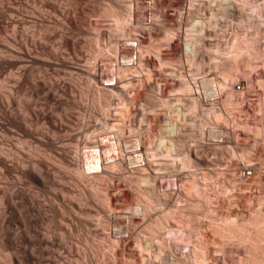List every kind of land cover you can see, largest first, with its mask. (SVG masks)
Wrapping results in <instances>:
<instances>
[{
	"label": "rangeland",
	"instance_id": "1",
	"mask_svg": "<svg viewBox=\"0 0 264 264\" xmlns=\"http://www.w3.org/2000/svg\"><path fill=\"white\" fill-rule=\"evenodd\" d=\"M133 1L134 6L137 5L134 24L131 25L132 27L126 25L125 28H128V30L126 29L127 34L133 32L136 35L142 49H151L148 54H143V58H146L149 63L147 66L141 65L135 70L121 72L117 76L118 93H122L121 98L127 100L131 108L129 117L126 118L130 127L125 130L124 136L121 138V150L123 149L121 160H123L120 162L119 172L108 174L99 181L93 178L89 179L94 181L89 183V186L87 181L78 180L69 170L76 166L74 161L70 160V152L74 146L82 149L81 136L84 135V132H91L95 126L92 119L94 116L98 117V106L95 105V99L92 96L94 83L105 85L113 82L111 79L116 61L113 56L105 55L104 50L109 47L111 34H114L116 27H114L113 17L103 12L104 7L113 4L116 11L125 13L132 1L120 0L119 3L114 4L108 0H48V3L55 4V10L47 6L48 3L47 5L43 4L45 6L40 9H36L37 6L35 7L34 4H29L28 7L23 8L22 17L35 22L38 26L49 28L47 33L49 38L42 41L46 46L43 52L41 51L38 55H20L0 44V75L4 78L6 92L11 89L10 92L14 93L13 96L18 95L20 98L23 108L28 106L32 109L29 108L27 116L32 122L31 124L37 123L38 131L35 129L36 127L34 129L38 135L42 133L41 131L47 130L48 136L52 134L51 137L55 135V139L61 140V143L59 142L61 146L58 143V149L54 148L56 151L54 169L57 174L56 178L59 177V181H62L57 182L58 185L55 182L53 184L55 187L51 188L35 187L26 180L20 182L18 186L27 193L23 202L24 208L20 205L21 201L18 198L12 197L9 203L0 200V232L1 230L3 232L2 235L0 233V238H4L0 239V264H10L8 261L14 263L15 260L20 261L21 264H179V260L181 264H195L197 262L193 261L194 257L190 254L193 246L202 248L206 253L204 256L206 260L203 264H244L248 259L246 249L249 244L237 242V240L235 242V240L222 239L217 235V232L222 228V225H227L228 222L236 225L245 223L247 228L249 223L264 219V24L260 25L257 20L251 19L248 32L245 31L247 27L242 30L244 27L237 25L240 24L238 21L240 17L244 16L243 18H245L244 14L248 11V7L261 6L264 0H240V3L239 0H234V5L229 0L224 1L225 4L222 2V5L225 7L231 5V8L239 7L241 9L248 5L244 9L245 12L243 10L238 15L235 13L234 16L226 20L219 19L222 5L220 6V1L217 0ZM237 5H242V7ZM153 13L159 16L154 19L155 21L150 20V14ZM7 14L6 9L0 6V39L3 36L2 27ZM64 17H67L69 22L65 21ZM193 22L197 24L193 25ZM192 25L195 32L193 30L188 32ZM34 29L31 28L30 33ZM98 31H102L105 36L97 38ZM166 33H169L168 38L165 37ZM116 34L119 35L117 40H119L120 50H123L124 53L126 51L129 55L128 51L130 50L127 49L129 48L127 45L130 42L125 41V35ZM241 35L247 36L242 37ZM235 36H238V41H240L238 43L241 47L251 43L254 46L253 52L238 57L223 55ZM64 38L74 41V45L72 47L65 45ZM188 39L196 43L194 50L198 49L195 50L197 55L195 60L193 59V64L186 63L184 57V44ZM133 41V43L136 42ZM50 48L54 50L53 53L50 52ZM130 52L131 57L124 55L126 63L122 60V56H119V66H123L124 63L128 66H135L132 62L135 52ZM128 59L130 61H127ZM197 66L200 67V70ZM95 67L99 68L97 77L91 75ZM21 73L28 81H24L17 89L14 79ZM179 75L187 82L189 81L191 86H197L199 89H201L199 81L202 77L224 82L223 93L220 92L221 94L218 95L212 93L211 96V92H206L209 95L202 93L200 95L205 108L212 105L220 114L209 118L202 116L201 113L195 114L193 118L191 117L193 120L191 122L194 124L191 126L192 128L189 127L188 119L182 123L180 118L174 116V99L185 97L178 92L181 79ZM106 79H110V81L106 82ZM124 84L126 86L125 96L124 88L122 89ZM236 84L242 85L240 90L235 89ZM45 86L46 88H44ZM5 88L4 90H6ZM61 88L66 91L64 92ZM16 91L20 92L22 96ZM206 99H209V102ZM110 101L108 121L112 123L113 110L120 100L117 96H112ZM161 101H167L169 108L160 106ZM12 108L13 111L17 109L16 106ZM39 113L49 116L50 122L52 121L57 127H51L40 117L37 120ZM0 116V127L3 126L2 129H4L6 120L1 113ZM167 117H174L177 125L186 129H182L183 135L181 134V136L185 151L189 155L191 154L193 159L192 168L181 169L177 162L178 167L175 166L176 164L174 165L176 168L171 167L173 162L170 163L169 160L165 162L163 157H160L154 166H147V172H149L147 174L152 178L151 184H155L156 188L158 187L156 191L158 190V193L161 194L159 198L165 195L164 199L160 198L161 201L159 198H155L158 193L153 195L154 198H150V201L153 200V202L149 205L145 198L142 200L141 192L136 194L142 188L144 190L145 186L139 184V181L135 182L139 175L141 176V172L137 171L136 166L139 163L136 160L133 161V149L129 148L131 146L129 144H132L137 133H140L142 138L144 137L143 140H148L149 136L153 140L152 137L160 131ZM32 118L34 121H31ZM57 120L62 122V125H60L61 123L58 125ZM201 121L203 126L200 132L196 125L198 126ZM84 122L89 125H83ZM187 125L188 127H186ZM52 131L55 133L53 132V134ZM217 135L218 138H216ZM1 139L5 138H0V141ZM8 139L6 138L3 142L12 148L13 140ZM216 141L220 147L214 146ZM75 142L79 143V146ZM46 144L38 143L39 146H37L42 149H40L41 152L51 148L49 144L45 146ZM66 145H71V148H67ZM244 156L246 157L244 158ZM129 159L133 162H130ZM158 163L159 165H157ZM138 173L139 175H137ZM194 173L196 176L193 175ZM7 174L9 173H6V178H0V196L12 185L11 176L13 174L11 176L10 174L7 176ZM190 182L193 184L191 183V185ZM193 185H197L198 188L196 186L194 189ZM91 188V192L94 191L93 189H99V193L94 196L95 194L90 192ZM65 193L70 194L67 196ZM114 197L117 198V201L111 202L110 198L115 199ZM72 198L76 200H73L74 202L88 203L90 217L85 218L84 210L77 209V206L80 205L78 203V205L73 203V209L69 210L68 207L73 202H70ZM144 200L146 201L144 202ZM157 201H160V204ZM181 201L183 204L180 203ZM108 205L111 206L110 210L107 208ZM135 207L137 211L134 209ZM148 207L152 209L149 211L153 212H146ZM172 207L179 209L182 215L185 214L184 217L177 212L173 218L167 220L168 223L166 220H160L163 211L165 213ZM144 211L149 214L146 215ZM156 219L166 227L162 229L157 226V231L152 229L156 225L151 222H156ZM149 223L153 225L152 230L147 229L148 225H151ZM180 226L182 227L180 228ZM167 228H172V235L169 236L162 232ZM248 228L247 230L254 232L252 226ZM150 231L152 234L156 232L158 235L156 233L152 235ZM181 232H183V237ZM122 233L123 235H121ZM162 236L165 239H162ZM179 236L183 239L178 238ZM38 239L40 241L47 240L48 243L41 245ZM139 245H142L143 249Z\"/></svg>",
	"mask_w": 264,
	"mask_h": 264
},
{
	"label": "bare ground",
	"instance_id": "2",
	"mask_svg": "<svg viewBox=\"0 0 264 264\" xmlns=\"http://www.w3.org/2000/svg\"><path fill=\"white\" fill-rule=\"evenodd\" d=\"M48 0H0V6H2L3 8L6 9L7 11V17H4V26L2 27V31H3V36H2V39H0V44L3 45V47H5L6 49L12 51V52H15V53H18V54H24V55H31V54H34V55H38L41 51L43 52V50L45 49L44 47V44L42 41H44L45 39H48L49 36H48V32H49V28L48 27H42V26H38L36 25L35 22H31V21H28L26 19H24L22 17V12H24V9L25 7H28L29 4H34L35 7L37 6L36 9H40L42 8L43 4H46L47 5V2ZM108 1H111L112 3L114 4H117L120 2V0H108ZM131 4L129 5V7H127V11L125 13H120L118 11H116L115 7L113 4H109L107 6L104 7V11L106 15H109V16H112L114 21H115V25L114 27L115 28V32L114 34H111V39L109 40V47L107 49L104 50V54L107 55V56H113L115 58V61H116V64H115V70H114V77H113V80L114 82L111 83V84H95L93 85V89H92V96L93 98L95 99V105L98 106V117L94 116V118L92 120H94V128L93 130L90 132H84V135L78 138H80L81 142L83 143V147L82 149H78L77 146H74V148L71 150V157H70V160L71 161H74V164L76 165L75 167H73V169H69L70 171H72V173L74 174L73 176L77 177L78 180L80 181H87L88 183V186L91 184V182L93 180H89V179H96V180H101L103 179L106 175L108 174H115L119 168H120V162L123 160H121V138L124 136V133H125V130L127 128H129L130 126L127 124V119L129 117V114H130V105L129 103H127V100L125 99H122L121 98V92L118 93V87H117V76H119L122 73H125L126 71H129V70H135L136 68L140 67L141 65H148V60L146 58H143V54H148L149 52H151V49L149 48H146V49H142V46L140 45V43H138V40L137 41V37L136 35L133 34V32H129L127 34V30L128 28H125L126 25H133L134 24V18H135V8H137L136 6H134V1L131 0ZM153 1V0H152ZM170 1V0H169ZM217 1H220V6L222 5V2L225 4L224 1H227V0H217ZM233 3L234 5V0H229ZM237 1V0H236ZM245 1V0H244ZM251 1V0H250ZM240 3V0L238 1ZM247 2V1H246ZM245 2V3H246ZM254 2V1H253ZM159 3V2H158ZM164 3V2H163ZM236 3V2H235ZM238 3V4H239ZM216 4V3H215ZM229 4V2H228ZM242 4V3H241ZM253 4V3H252ZM254 5V4H253ZM47 6H50L52 9L55 10V4H52V3H48ZM166 6V5H165ZM219 6V7H220ZM237 6H240V5H237ZM248 6V5H247ZM245 6L244 8H231V5L230 7L228 6H224L222 5L220 8V11H219V15H220V18L219 19H222V20H226L227 18L229 17H232L234 16L235 13L238 14H241V12H243L244 9H246ZM251 6V5H250ZM234 7V6H233ZM242 7V5L240 6ZM256 7V6H255ZM160 8V7H159ZM248 9V13L246 12L245 15V18L243 17H240L238 20L240 22V24L236 23L238 26L239 25H242L241 27H244L242 30L245 29V27H247V29H245L246 32L249 31V28H250V24H251V19H255V21L257 20V22L261 25V24H264V1L263 3L261 4V6H258L256 8H247ZM160 11V10H159ZM238 11V12H236ZM245 12V10H244ZM159 13V12H158ZM144 14V13H143ZM218 14V13H217ZM161 15V14H160ZM212 15V14H211ZM108 16V17H109ZM239 16H242V15H239ZM146 17V16H145ZM156 17L159 18V16L156 14V13H153V14H150V20L153 21ZM65 18V17H64ZM67 22H69V19L66 17L65 18ZM148 19V18H147ZM155 21V20H154ZM228 21H231V20H228ZM227 21V22H228ZM237 21V22H238ZM226 22V23H227ZM151 23V22H150ZM196 22H193L192 24L194 25ZM198 23V21H197ZM196 23V24H197ZM233 23V22H232ZM254 24H256L254 21H253ZM152 24V23H151ZM193 25L191 26V29H189L188 32H192V30L194 31L195 28L193 29ZM202 26V25H201ZM200 26V28H202ZM237 26V27H238ZM259 26V25H258ZM132 27V26H131ZM205 27V26H204ZM236 27V28H237ZM31 28H35L32 33H30V29ZM127 29V30H126ZM133 29V28H132ZM240 29V27H239ZM238 29V30H239ZM137 30V29H136ZM237 30V31H238ZM241 30V29H240ZM239 30V31H240ZM241 30V31H242ZM200 31H202L200 29ZM236 31V32H237ZM195 32V31H194ZM245 32V33H246ZM116 33H120V36H126L125 38V41H129V45H127L129 48H127L128 50L130 51H134V60H132L133 62H135V66H128V64H125V58H124V55L128 56V57H131L132 54L130 51H128L130 54L128 55V53L125 51L127 49H125V53L123 52V50H120V46H119V40H117V35ZM194 34V33H193ZM235 34V32H234ZM105 36V34L102 32V31H98L97 33V38H103ZM242 36V35H241ZM240 36V38L242 39L243 36H247V35H243L242 37ZM165 37L168 38L169 37V33H166L165 34ZM247 38V37H246ZM250 38V37H249ZM65 39V38H64ZM109 39V37H108ZM122 39V38H121ZM245 39V38H244ZM123 40V39H122ZM133 40H135V46L133 47ZM238 36H235L231 45L228 47V50L226 52L223 53V55H230L232 57H238V56H241L243 54H246V53H249V52H253L254 50V46L251 45V43L249 42H246V43H249L248 45H245L243 47L240 46V44L238 42ZM246 41V40H245ZM65 45H67L68 47H72L74 45V41H72L71 39H65ZM121 42V41H120ZM126 43V42H125ZM253 43V42H252ZM127 44V43H126ZM196 43L192 42V41H188L186 40L185 44H184V48H185V51H184V54H185V60H186V63H192L194 62V58L195 56L197 55L196 51L195 50H198V49H195L194 50V47ZM126 46V47H127ZM124 48V47H123ZM51 53H53L54 50H52L51 48L49 49ZM122 51V52H120ZM1 53V51H0ZM133 53V52H132ZM199 53V52H198ZM122 56V60L125 62L123 66H119V56ZM143 58V59H141ZM194 59V60H193ZM127 61H130L129 59ZM193 64V63H192ZM195 64V63H194ZM132 65V63H131ZM247 65V64H246ZM200 66V65H198ZM197 66V67H198ZM218 66V65H217ZM99 67V66H98ZM196 67V68H197ZM198 69L200 70V67H198ZM197 69V71H198ZM101 70V69H100ZM88 71V70H87ZM92 71V70H91ZM99 71V68L94 69L93 72H91L92 76L94 77H97L98 76V72ZM90 72V70H89ZM106 72V71H105ZM103 73V71H102ZM101 74V73H100ZM96 75V76H95ZM105 75V74H104ZM13 76V75H12ZM225 76V75H223ZM94 77L92 79H94ZM179 77L181 78L180 79V86L178 88V92L180 93V95L182 96H185L184 98H175L174 99V105H173V113L175 114L174 116L180 118V120H182V123L183 121L186 122V119H188L187 121H193L192 118L193 116H195V114H199L201 113L202 116L204 117H215L217 114H220L218 113L216 110L217 109H214L213 106H209L208 108H205V106L202 104V101L201 100V93L203 95H206L207 93L206 92H211L210 95L212 96V93H216L217 95L222 92V89L224 87V82H219L217 81H212L211 79H208L207 77H202L200 78V81H199V85H200V88H197V86H191V84L189 83V81L187 82V80L183 79L181 75H179ZM15 78V76H14ZM102 78V76L100 77V79ZM90 80V78H88ZM99 79V77H98ZM99 79V80H100ZM213 79V78H212ZM15 83H16V87L17 89L19 88L20 85H22V83L24 81H28L25 77V75L23 73L19 74L15 79ZM96 80V79H95ZM91 81V80H90ZM101 81V80H100ZM106 81H110V79L106 80ZM4 82V78L0 75V113L1 115L5 118L6 120V125L3 128L2 126V132L0 134H2V137H4L5 139L6 138H9V139H12L13 140V147L10 148L8 146V144H5V142H3L4 140L1 139L0 141V178H6L5 175L6 173H9L10 176L13 174L12 177V185L10 186V188H7L6 191L2 192L1 196H0V200H5L6 202H10L11 198L12 197H15V198H18L20 199L21 201V206L24 208V200L26 198V191L23 190V188H21L20 186H18V184H20V182H22L23 180H26L28 183H30L31 185L35 186V187H44V188H48V187H53L55 184V182H62V181H59V177L58 179L56 178L57 174L55 173V152L54 151V148H57L58 146V143L60 142L61 143V140L58 141L57 139H55V135L53 137L52 134H50L49 136L47 135V130L44 131H41L42 133L41 134H37L38 132V129L39 127H37V123L35 125L31 124L32 122H30V119L28 118L27 114H29V108L28 106L26 108H23L20 104V98L18 97V95L15 97L13 96L14 93L12 94L10 91H12L10 89V91L5 88V82ZM213 84V86H211ZM36 85V84H35ZM38 85V84H37ZM99 85V86H98ZM40 86V85H39ZM41 86H42V83H41ZM44 86V85H43ZM64 86V85H63ZM62 86V87H63ZM226 86V84H225ZM38 87V86H37ZM66 88V86H64ZM4 88L6 90H4ZM36 88V87H34ZM43 88V87H42ZM46 88V86L44 87ZM64 88V89H65ZM68 88V87H67ZM124 88V96H125V84L122 86V89ZM16 89V90H17ZM40 89V88H39ZM62 89V88H61ZM60 89V90H61ZM38 90V89H37ZM63 90V89H62ZM15 91V90H14ZM64 91V90H63ZM66 91V90H65ZM64 91V92H65ZM69 91V90H68ZM67 91V92H68ZM71 91V89H70ZM38 92V91H37ZM66 92V93H67ZM16 93H20L18 91H16ZM223 93V92H222ZM83 94V93H82ZM215 94V95H216ZM221 94V93H220ZM21 95V93H20ZM19 95V96H20ZM209 95V94H207ZM214 95V94H213ZM214 95V96H215ZM22 96V95H21ZM112 96H117L119 98V103L116 104V108L113 110L114 112V118L112 120V123H110L108 121V117H109V111H110V100H111V97ZM213 96V97H214ZM206 97V96H204ZM209 97V96H208ZM24 98V97H23ZM208 100L209 102V99H206ZM25 102V101H24ZM23 102V103H24ZM215 102V100H214ZM94 103V101H93ZM207 103V102H206ZM210 104V103H209ZM25 105V104H24ZM27 105V104H26ZM62 105V104H61ZM13 106H16L17 109L16 111L14 112L13 111ZM160 106H163V107H167L169 108V103H167V101H161L160 102ZM62 107V106H61ZM60 107V108H61ZM64 107V106H63ZM31 109V108H30ZM63 109V108H62ZM32 110V109H31ZM63 111V110H62ZM61 111V113H62ZM64 113H66V111H64ZM31 115V113H30ZM35 115V114H34ZM33 115V117H34ZM63 115V114H62ZM37 116V115H36ZM60 116V115H59ZM64 116V115H63ZM93 116V115H92ZM219 116V115H218ZM217 116V117H218ZM1 117V116H0ZM38 117L42 118L45 120V123H49V125H51V127H54L56 128L57 126H54L53 122L51 123L50 122V118L49 116L42 114V113H39L38 116H37V120H38ZM61 117V116H60ZM59 117V118H60ZM65 117V116H64ZM192 117V118H191ZM35 118V117H34ZM174 118V117H173ZM173 118H166V120L164 121V125L161 126L160 128V131L154 135L152 138L153 140L150 138V136L148 137V140H143L142 138V135L140 133H137L135 135V139L133 140L132 144L130 143L129 145H131L129 148H132V154L134 155V160H136L137 163H139V165L136 166V168L138 169L137 171H140L141 172V176L139 175V173L137 175H139V178L135 181V182H138L139 181V184H143L144 186V190H140V191H137L136 194H138V192H141V197H142V200L145 198L146 200H144V202L146 201L149 205L150 203L152 202L150 201L152 199V197L154 198L153 195H156L158 193V190L156 191V189H158V187L156 188L155 184H151V180L152 178L150 177L149 172H147L148 168H146L147 166H154V164H156L159 160V158L163 157L165 159V162L166 160H169L168 162L172 163L171 167H178L177 164L180 166L181 169H190L192 168V158H191V154L189 155L188 152L185 151V148H184V141L182 139V129H185V128H181L177 125L176 121H174ZM52 119V118H51ZM65 119V118H64ZM2 120L4 121V119L2 118ZM60 120V119H59ZM59 120H57L59 122ZM62 120V119H61ZM69 120V119H68ZM31 121H34V119L32 118ZM67 121V119H66ZM37 122V121H36ZM64 122V120H63ZM68 122V121H67ZM83 122V121H82ZM92 122V121H90ZM189 122V127L193 126L194 124H192L193 122H191L190 124ZM195 122V121H194ZM56 123V122H55ZM61 123V124H60ZM179 123V121H178ZM181 123V121H180ZM53 124V125H52ZM62 125V122H59L58 125ZM65 124V123H63ZM83 124V123H82ZM188 124V123H187ZM2 125V124H1ZM46 125V124H45ZM83 125H89L88 123H85ZM183 125V124H182ZM205 125V123H204ZM64 126V125H63ZM98 126V127H97ZM184 126V125H183ZM202 126H203V122H199V125L197 126L196 125V128L197 130H199L201 132V129H202ZM36 127V128H35ZM42 127V126H40ZM45 127V126H44ZM65 127V126H64ZM185 127V126H184ZM188 127V125L186 126ZM37 129V131L35 132V129ZM48 128V127H47ZM88 128V127H87ZM181 128V129H180ZM192 128V127H191ZM190 128V129H191ZM41 129V128H40ZM43 129V128H42ZM49 129V128H48ZM60 129V128H59ZM70 129V127H69ZM52 130V129H51ZM68 130V128H67ZM186 130V129H185ZM66 131V130H64ZM46 132V133H45ZM54 131H52L53 133ZM63 132V131H62ZM186 132V131H185ZM198 132V131H197ZM210 132H213V131H210ZM40 133V132H39ZM55 133V132H54ZM53 133V134H54ZM49 134V133H48ZM58 134V133H57ZM57 134H56V137H57ZM185 134V133H184ZM213 134V133H212ZM225 134V133H224ZM183 135V134H182ZM221 135V134H220ZM59 136V135H58ZM65 136V135H64ZM0 137V138H2ZM146 137V136H145ZM155 137V139H154ZM77 138V139H78ZM218 138V135L217 137ZM8 139V140H9ZM221 140V139H220ZM58 141V142H57ZM129 141V139H128ZM40 142H44V144H49L51 146V148H49V150L45 149L43 150V152L40 151L41 148H38V143ZM80 142V141H79ZM59 143V144H60ZM77 143V142H75ZM211 143V142H210ZM216 144L214 146H217V147H220L218 145V142L216 141L215 142ZM222 143V142H221ZM47 144L45 146H47ZM70 144V143H69ZM213 144V143H212ZM38 145V146H37ZM42 145V144H41ZM48 145V147H50ZM76 145V144H75ZM77 145L79 146V143H77ZM43 146V145H42ZM61 146V144L59 145ZM63 146V144H62ZM68 145H66L67 147ZM72 146V147H73ZM223 146V145H222ZM221 146V147H222ZM41 147V146H40ZM44 147V146H43ZM64 147V146H63ZM62 147V148H63ZM71 148V145L68 146L67 148ZM123 147V146H122ZM209 147V146H208ZM216 147V148H217ZM61 148V147H60ZM60 148H59V151H60ZM128 148V149H129ZM210 148V147H209ZM215 148V147H214ZM215 148V149H216ZM58 149V148H57ZM128 149H125L128 151ZM212 149H213V146H212ZM42 150V149H41ZM68 150V149H67ZM81 150H84L83 152ZM126 151V152H127ZM63 152H66V151H63ZM125 152V151H124ZM68 153V152H67ZM243 154V153H242ZM67 155V154H66ZM244 155V154H243ZM129 156V155H128ZM194 156V155H193ZM67 157V156H66ZM69 157V156H68ZM243 157V156H242ZM246 156H244L245 158ZM196 158V156H195ZM163 159V160H164ZM126 160V159H125ZM130 161V159H129ZM132 161V160H131ZM130 161V162H131ZM132 161V162H133ZM161 161V160H160ZM77 162V163H75ZM168 162H167V165H168ZM177 162V164H176ZM129 163V162H128ZM135 163V162H134ZM161 163V162H159ZM159 163L157 165H159ZM132 164V163H131ZM164 164V163H163ZM176 164V165H175ZM175 165V166H174ZM162 166V165H161ZM72 167V166H71ZM175 167V168H176ZM57 168V166H56ZM155 168V167H154ZM159 168V167H158ZM169 168V167H168ZM178 169V168H177ZM121 170V169H120ZM132 170V168H131ZM136 171V170H135ZM119 172V171H118ZM158 172V170H157ZM184 172V171H183ZM190 172V171H189ZM137 173V172H136ZM156 173V172H155ZM192 173V172H191ZM9 174H7V176H9ZM153 175V174H152ZM155 175V174H154ZM192 175V174H191ZM195 175V173L193 174ZM136 176V175H135ZM196 176V175H195ZM10 177V178H11ZM137 177V176H136ZM155 177V176H154ZM194 177V176H193ZM157 178V177H156ZM197 179V177H195ZM8 179V178H7ZM76 179V178H75ZM134 179V177H133ZM182 179V178H181ZM194 179V178H193ZM204 179V178H203ZM58 180V181H56ZM62 180V179H60ZM95 180V181H96ZM157 180V179H156ZM133 181V180H132ZM182 181V180H181ZM94 182V181H93ZM162 182V181H161ZM160 182V183H161ZM86 183V184H87ZM90 183V184H89ZM154 183V182H153ZM158 183V182H156ZM192 182H190L191 184ZM197 184V182H195ZM11 184V182H10ZM135 184V183H133ZM132 184V185H133ZM138 184V185H139ZM174 184V183H173ZM193 184V183H192ZM191 184V185H192ZM58 185V183H57ZM137 185V184H135ZM198 185V184H197ZM197 185H193L192 187L195 189V187ZM141 186V185H139ZM55 187V186H54ZM138 188V186H136ZM135 187V188H136ZM49 188V189H50ZM61 188V187H60ZM192 188V189H193ZM198 188V186H197ZM59 189V188H58ZM139 189V188H138ZM193 189V190H194ZM94 191H92V188L90 189V192L96 196L98 193H99V189H93ZM136 190V189H135ZM59 191V190H58ZM69 192V191H68ZM160 192V191H159ZM62 193V192H60ZM59 193V194H60ZM90 193V194H91ZM135 193V192H134ZM163 193V192H162ZM168 193H171V192H168ZM63 194V193H62ZM66 194V193H65ZM64 194V195H65ZM70 193L66 194L67 196L69 195ZM172 194V193H171ZM65 195V196H66ZM120 195V194H119ZM161 194L158 193V196L156 195L155 198H159ZM167 195V194H166ZM62 196V195H60ZM139 196V197H140ZM165 196V195H164ZM164 196H161L162 198ZM168 196V195H167ZM72 197V195H71ZM160 197V198H161ZM76 198V197H75ZM115 198V197H114ZM151 198V199H150ZM159 198V200H160ZM161 198V199H162ZM102 199V198H101ZM117 198L115 199H112L110 198V201H114L116 200ZM140 199V198H139ZM164 199V198H163ZM168 199V198H167ZM170 199V198H169ZM173 199V198H172ZM75 199H71V201H73ZM154 200H157V199H154ZM166 200V199H165ZM174 200V199H173ZM178 200V199H177ZM76 201V200H75ZM81 201V199H80ZM102 201V200H101ZM100 201V202H101ZM117 201V200H116ZM119 201V200H118ZM161 201V200H160ZM160 201H157L158 204H160ZM164 201V200H163ZM104 202V201H103ZM143 202V203H144ZM177 202V201H176ZM73 203L74 205H78L77 206V209L79 210V208L83 209L85 213V218H88L90 217V214L88 212V203L86 202H72L70 203V206L68 207L69 210H72L73 209ZM76 203V204H75ZM78 203V204H77ZM106 203V202H105ZM162 203V202H161ZM169 203V202H168ZM178 203V202H177ZM182 203V201L180 202ZM110 204V202H109ZM113 204V203H112ZM142 204V203H141ZM146 204V203H145ZM156 204V203H154ZM183 204V203H182ZM68 205V204H67ZM105 205V204H104ZM107 205V204H106ZM137 205V204H136ZM157 205V204H156ZM154 205V206H156ZM162 205V204H161ZM168 205V204H167ZM172 205V204H171ZM142 206V205H141ZM140 206V207H141ZM152 206V205H151ZM150 206V207H151ZM182 206V205H181ZM76 207V206H75ZM107 207V206H106ZM111 207V206H110ZM109 205H108V209L110 208ZM114 207V206H113ZM162 207V206H161ZM165 207V206H164ZM163 207V208H164ZM175 207L176 204H175ZM184 207V206H183ZM67 208V209H68ZM106 208V209H107ZM139 208V207H138ZM145 208V207H143ZM152 208V207H151ZM157 208H159L157 206ZM187 208V207H186ZM136 211H137V208L135 207L134 208ZM133 209V210H134ZM149 207H148V210L146 212H153V211H149ZM110 210V209H109ZM129 209H127L128 211ZM143 210V209H142ZM152 210V209H150ZM154 210V209H153ZM156 210V209H155ZM182 210V208H181ZM132 211V210H131ZM135 211V212H136ZM141 211V210H140ZM180 210L179 209H176V208H171V209H168L165 213L163 211V215H162V218L160 220L162 221H165L168 223V219L169 218H173V215H175V213L179 212ZM80 212V211H79ZM129 212V211H128ZM133 213V212H132ZM139 213V212H138ZM145 213V211H144ZM131 214V213H130ZM137 214V213H136ZM146 214V213H145ZM144 214V215H145ZM149 214V213H148ZM146 214V215H148ZM133 215V214H132ZM135 215V214H134ZM133 215V216H134ZM139 215V214H138ZM141 215V214H140ZM179 215L183 216L185 214H181L179 212ZM139 217V216H138ZM147 217V216H146ZM175 217V216H174ZM178 217V216H177ZM184 217V216H183ZM84 218V219H85ZM181 218V217H180ZM178 218V219H180ZM107 219V218H106ZM131 219V218H130ZM177 219V218H176ZM184 219V218H183ZM155 220V219H154ZM168 220V221H167ZM181 220V219H180ZM132 221V220H131ZM130 221V223H131ZM143 221V220H142ZM151 221V220H150ZM179 221V220H178ZM104 222V221H103ZM134 222V221H133ZM154 222V223H153ZM181 223V221H179ZM225 222V221H224ZM117 223V222H116ZM153 223V225H156L154 228L153 225L151 224ZM151 225H148L149 228L147 229H156L157 231V226L158 227H161L162 229L166 226H163L162 222L161 221H157L156 219V222L155 221H152ZM166 223V224H167ZM178 223V224H180ZM187 223V222H186ZM148 224V223H147ZM165 224V225H166ZM220 224V223H219ZM227 225H222V228L221 229H218V232H217V235L222 237V239H228L229 240H237V242H246V244H249V247L247 250V254H248V259L244 262V264H264V219H260V220H255L251 223H249L248 225L249 226H252V228H254V232L253 230H251L252 232H250L249 230H247V228L249 227H245V223L244 225L242 224H229L226 223ZM106 225V224H105ZM104 225V226H105ZM118 226V224H117ZM147 226V225H146ZM178 226V225H177ZM186 226V225H185ZM219 226V225H217ZM169 228V226H167ZM182 226H180L181 228ZM117 228V227H116ZM126 228V226H125ZM146 228V227H145ZM165 229L164 231L162 230V232H165L166 234H168L169 236L172 235L171 232H172V228L171 229ZM187 228H189L187 226ZM220 228V227H218ZM251 228V227H250ZM118 229V228H117ZM123 229V228H122ZM151 229V230H152ZM216 229V227H215ZM249 229V228H248ZM121 230V229H119ZM146 230V229H145ZM148 230V231H149ZM153 230V232H154ZM212 230V228H211ZM144 231V230H143ZM122 232V231H121ZM125 232V231H124ZM151 234H152V231H150ZM159 232V230H158ZM178 232V231H177ZM188 232V231H187ZM1 235H2V230H1ZM5 233V232H4ZM119 233V232H118ZM156 233V232H155ZM153 233V234H155ZM165 233H163L164 235H166ZM213 233V232H212ZM216 233V232H215ZM6 234V233H5ZM143 234V233H142ZM150 234V233H149ZM152 234V235H153ZM157 234V233H156ZM162 234V233H161ZM123 235V233L121 234ZM141 235V233H140ZM146 235V234H145ZM158 235V234H157ZM9 236V235H7ZM137 236V235H136ZM149 236V235H148ZM167 236V235H166ZM165 236V237H166ZM181 236L183 237V232H181ZM181 236H179L178 238H180ZM5 237V236H4ZM154 237V236H153ZM158 237V236H157ZM163 237V236H162ZM181 237V238H182ZM187 237V236H186ZM190 237V236H189ZM203 238V236H201ZM219 237V238H220ZM2 238V237H1ZM0 238V239H1ZM137 238V237H136ZM149 238V237H148ZM155 238V237H154ZM159 238V237H158ZM180 238V239H181ZM206 238V237H205ZM213 238V237H212ZM4 239V238H3ZM1 239V240H3ZM135 239V238H134ZM156 239V238H155ZM162 239H165L164 237ZM168 239V237H167ZM172 239V238H171ZM183 239V238H182ZM181 239V240H182ZM188 239V238H187ZM39 240V239H38ZM114 240V239H113ZM121 240V239H120ZM140 240V239H139ZM147 240V239H146ZM176 240V239H174ZM118 241V239H117ZM151 241V240H149ZM154 241V240H153ZM164 241V240H162ZM169 241V240H168ZM173 241V240H172ZM179 241V239H178ZM212 241V240H211ZM222 241V240H221ZM227 241V242H228ZM37 242V241H36ZM116 242V240H115ZM114 242V243H115ZM122 242V241H121ZM135 242V240H134ZM156 242V241H155ZM165 242V241H164ZM188 243V241H186ZM206 242V241H205ZM208 242V241H207ZM226 242V241H225ZM39 243L42 245L44 244H47L48 241L45 240V241H40L39 240ZM141 243V242H140ZM152 243V241H151ZM150 243V244H151ZM161 243V242H160ZM174 243V241H173ZM172 243V244H173ZM176 243V242H175ZM189 243H190V240H189ZM188 243V244H189ZM117 244V243H116ZM119 244V243H118ZM137 244V243H136ZM147 244V243H146ZM145 244V245H146ZM149 244V243H148ZM157 244V243H156ZM177 244V243H176ZM182 244V242H181ZM191 244V243H190ZM162 245V244H161ZM192 245V244H191ZM190 245V247H192ZM196 245V244H194ZM208 245H210L208 243ZM245 245V244H244ZM118 246V245H117ZM138 246V245H137ZM140 246V245H139ZM149 246V245H148ZM158 246V245H157ZM160 246V245H159ZM167 246V245H166ZM185 246V244H184ZM187 246V245H186ZM164 247V245H163ZM169 247V245H168ZM207 247V246H206ZM246 247V246H245ZM139 248V247H138ZM141 249H143L142 245L140 246ZM151 248H153V246H151ZM170 248V247H169ZM179 248V247H178ZM188 248V247H186ZM149 249V248H148ZM164 249V248H163ZM182 249V248H181ZM245 249V248H244ZM139 250V249H138ZM137 250V251H138ZM153 250V249H152ZM142 251V250H141ZM151 251V250H150ZM149 251V252H150ZM144 252V251H142ZM145 253V252H144ZM143 253V254H144ZM151 253V252H150ZM170 253V252H169ZM185 253H188V252H185ZM146 254V253H145ZM148 254V253H147ZM156 254V253H155ZM154 254V255H155ZM182 254V253H181ZM190 254L194 257L193 261L195 260L197 263L195 264H203L204 261L206 260L205 259V254L204 251L202 250V248L200 247H192V250L190 252ZM189 254V255H190ZM152 255V254H151ZM153 255V256H154ZM158 255V254H157ZM156 255V256H157ZM162 255V254H161ZM168 255V254H167ZM145 256V255H144ZM160 256V255H159ZM191 256V257H192ZM141 257H142V254H141ZM149 257V256H148ZM163 257V256H162ZM143 258V257H142ZM166 258V257H165ZM170 258V257H169ZM156 259V258H154ZM158 259H160L158 257ZM191 259V258H190ZM143 260V259H142ZM141 260V261H142ZM151 260V258H150ZM174 260V259H173ZM147 262V260H145ZM153 261V260H152ZM160 261V260H159ZM176 261V260H175ZM174 261V262H175ZM10 262V264H21L20 261L18 260H15L14 263L11 262V261H8ZM144 262V261H143ZM151 263V261H149ZM163 262V261H162ZM173 262V263H174ZM192 262V261H191ZM141 263V262H140ZM160 263V262H159ZM177 263V262H176ZM185 263V262H183ZM143 264V263H141ZM179 264L180 263V260H179ZM241 264V263H240Z\"/></svg>",
	"mask_w": 264,
	"mask_h": 264
},
{
	"label": "built area",
	"instance_id": "3",
	"mask_svg": "<svg viewBox=\"0 0 264 264\" xmlns=\"http://www.w3.org/2000/svg\"><path fill=\"white\" fill-rule=\"evenodd\" d=\"M133 45V47L135 46V43H133L132 44ZM135 56V55H134ZM132 60H134V59H132ZM133 62V61H132ZM133 64H135V62H133ZM113 77H114V73L112 74V79H111V81H113L114 82V80H113ZM106 80H108V79H106ZM105 80V81H106ZM106 82H108V81H106ZM112 82V83H113ZM106 84H111V83H106ZM235 87V89L236 90H240L241 89V87H242V85L241 84H236V86H234ZM214 94H216V93H214ZM217 95V94H216Z\"/></svg>",
	"mask_w": 264,
	"mask_h": 264
}]
</instances>
